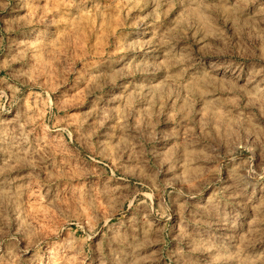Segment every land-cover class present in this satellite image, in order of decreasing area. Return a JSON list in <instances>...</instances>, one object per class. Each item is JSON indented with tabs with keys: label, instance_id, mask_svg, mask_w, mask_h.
Instances as JSON below:
<instances>
[{
	"label": "rangeland",
	"instance_id": "1",
	"mask_svg": "<svg viewBox=\"0 0 264 264\" xmlns=\"http://www.w3.org/2000/svg\"><path fill=\"white\" fill-rule=\"evenodd\" d=\"M0 264H264V0H0Z\"/></svg>",
	"mask_w": 264,
	"mask_h": 264
}]
</instances>
